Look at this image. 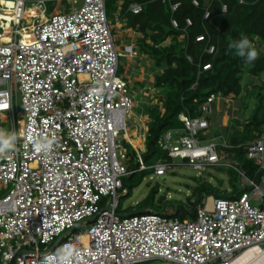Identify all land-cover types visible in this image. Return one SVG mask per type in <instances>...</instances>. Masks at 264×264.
I'll return each instance as SVG.
<instances>
[{
	"label": "built area",
	"instance_id": "1",
	"mask_svg": "<svg viewBox=\"0 0 264 264\" xmlns=\"http://www.w3.org/2000/svg\"><path fill=\"white\" fill-rule=\"evenodd\" d=\"M131 9L139 13L142 5ZM116 41L106 0H83L52 16L46 0H0V114L14 121L19 134L15 148L0 154L2 264H18L21 250H49L73 226L106 208L111 197L114 212L103 210L50 252L19 255V264H43L45 258L51 264H231L252 247L264 250V133L243 145L255 165L249 176L228 160L232 145L224 134L222 143L207 139L213 127L207 114L220 98L215 95L203 105V116L183 113L185 126L162 135L159 144L168 157L154 166L155 174L177 165L200 172L228 166L239 174L240 192L204 193L191 218L151 208L117 214L128 193L123 178L148 168L142 152L149 117L134 116L130 82L118 74L120 58L138 52L133 45L122 52ZM15 91L23 106L18 121ZM124 138L138 154L137 170L128 168ZM44 140L51 141L48 151L37 152L34 144ZM83 225L85 231L76 233Z\"/></svg>",
	"mask_w": 264,
	"mask_h": 264
},
{
	"label": "trees",
	"instance_id": "2",
	"mask_svg": "<svg viewBox=\"0 0 264 264\" xmlns=\"http://www.w3.org/2000/svg\"><path fill=\"white\" fill-rule=\"evenodd\" d=\"M178 2L181 4L174 10L172 6ZM134 3L142 5L139 13L131 9ZM106 7L109 18L119 13L126 20V27L142 34L139 53L153 62L152 88L158 91V101L149 102L145 108L144 114L149 121L146 150L142 152L144 162L160 153L161 159L168 157L159 140L167 131L185 126L181 114L193 118L203 116L202 107L212 95L233 96L241 99L242 110L249 108L250 100H254V106L246 120L235 118L232 126L222 133L232 145L231 154L254 176L255 165L246 157L243 145L264 133V0H244L243 3L240 0H106ZM208 11L209 17H205ZM242 34L258 51V58L251 64L245 63L229 48V44L240 39ZM200 36L204 39L198 40ZM212 47L214 51L210 52ZM207 65L210 68L204 69ZM256 80L260 83L255 84ZM131 150L130 161H136L128 164L127 160V165L129 170H137L131 168L138 165V154L132 146ZM147 169L130 174L129 180ZM144 178L145 175L135 184L125 180L123 190L128 191L127 195L132 194ZM214 192L227 196V193L216 191L212 184L205 185L194 193V199L189 198L190 203L181 204L173 214L182 219L194 217L204 193ZM152 200L155 197L151 193L138 206L141 210L150 208Z\"/></svg>",
	"mask_w": 264,
	"mask_h": 264
},
{
	"label": "rangeland",
	"instance_id": "3",
	"mask_svg": "<svg viewBox=\"0 0 264 264\" xmlns=\"http://www.w3.org/2000/svg\"><path fill=\"white\" fill-rule=\"evenodd\" d=\"M83 4V0H79L78 5L81 6ZM56 14V12H49L48 15L52 16ZM109 20L111 23H114L115 16H110ZM116 37V36H115ZM116 43L119 46V49L124 52V46H125V38L123 36L116 37ZM149 58H140L138 56L135 57H125L122 56L120 58V67L118 74L125 78V80H129L127 78V74L130 73L132 69L136 71V76L140 77V73L145 74V72H139L136 69L143 67L145 70L148 67L150 69V63ZM152 61V60H151ZM143 63V64H140ZM152 63V62H151ZM142 69V70H144ZM141 70V69H140ZM151 70V69H150ZM148 72V70L146 71ZM131 75V73H130ZM148 75H152L151 72L148 73ZM132 83L129 85V90L131 94L134 96V102L136 106L133 109V114L137 119L141 115L145 113L146 104L149 102H156L158 101V91L155 89H148L145 91H148L146 94H143L141 92V89L139 86L136 85L134 76L131 78ZM148 80H146L147 82ZM255 84L260 83L259 80L254 81ZM148 86V84H146ZM246 93V92H244ZM245 95V94H244ZM221 98V97H220ZM234 98V97H230ZM232 100V99H231ZM230 100V101H231ZM234 101L240 102V98H234ZM217 102V101H216ZM236 102V103H237ZM233 106L235 103H232ZM239 105V104H238ZM254 106V100L249 101V108H246L245 110L240 109L237 111H233L232 108H230L229 115L230 121L232 122L235 117H238L241 120H246V118L251 113ZM23 108L19 94L15 91L14 98H13V110L16 114V121L20 119V116L18 114V111ZM207 117L210 119L213 118V115L207 114ZM220 118V117H219ZM215 119V118H214ZM221 120V118H220ZM235 120V119H234ZM234 123V122H232ZM230 126L232 124L230 123ZM20 125H18L19 130ZM136 127L133 126V129ZM0 129L7 130V131H13L15 129V123L12 119L4 120L0 117ZM220 134L222 133V129L218 126H213L207 135H200L201 139L207 138L208 140L214 139L215 141L222 143V138L220 137ZM226 136V135H225ZM136 138V137H135ZM146 145V142H144ZM123 146L128 151V164L134 162L130 161L131 159V145L127 142L126 138L123 139ZM226 153L229 155L228 160L230 162L238 163V165L249 175L248 170L245 169L239 160L236 159L232 155L229 150H226ZM161 160V153L156 154L151 160L147 161L146 165L148 167L147 171L144 173H139L136 175L133 180H129V175L125 176L123 180H128L129 183L135 184L137 180H141L143 176L145 175L144 180H142V183L133 189L132 194H126L121 197L120 204L118 208V214L120 216H126L130 214L140 213L142 210L138 206V203L143 201L145 198L149 196V194L152 193V196L155 197V200H152L150 202V208L153 211H163L164 213L173 214L176 212V210L180 207L181 204L188 203V200L190 197L193 199L195 198L194 193L197 192V190L201 189L205 185H210L216 189V191L227 193L226 195L228 197H232L233 194L238 193L241 189V181L239 180V174L234 168L228 167V166H214L210 167L207 171L200 172L199 170H196L192 166L188 165H177L173 170H167L164 175H156L154 166L158 164ZM138 168V165H133L131 169ZM234 190V192H231ZM121 190L120 192H122ZM218 195L217 192L209 193ZM253 205H259L261 203L260 200H253ZM188 218H191L188 216ZM87 225H83L82 227L75 230V232L85 231ZM0 264L2 262L0 261ZM9 264H15V263H9ZM147 264V263H142Z\"/></svg>",
	"mask_w": 264,
	"mask_h": 264
},
{
	"label": "crops",
	"instance_id": "4",
	"mask_svg": "<svg viewBox=\"0 0 264 264\" xmlns=\"http://www.w3.org/2000/svg\"><path fill=\"white\" fill-rule=\"evenodd\" d=\"M29 1H38V0H29ZM78 3H79V0L77 1V3H75L74 0H46L47 14L49 12H56V13L69 12V11L73 10L74 8L78 7V6H76V5H78ZM115 20L116 21L114 23H112L114 35L116 37L117 36L118 37L123 36L125 38V41H126L125 46L133 45L135 47L136 51L138 52V55H137L138 57L149 58L147 55L139 53L138 43H139V39L141 38L142 34L138 31H136L134 28L126 27V20L121 18L119 13H117L115 15ZM118 48H119V46H118ZM149 60L150 61L148 62V64L150 63L149 66H150L151 70L148 69V67L146 68V70L143 67L136 69L139 72L140 71L145 72V74L140 73V75H139L140 77H138V76H136V74H135L136 71L134 69L130 70L131 75H130V73L127 74V78L129 79L130 83H132L130 78L132 76H134L135 83L137 86L140 87L141 92L143 94H146L148 92L145 90L153 89L152 88V83L154 81V76L152 73L153 62L151 61L150 58H149ZM140 64H143V63H140ZM142 69H144V70H142ZM147 70H148V72H146ZM149 72L152 73L151 76L148 75ZM146 80H148V81L146 82ZM146 84H148V86ZM157 96H158V94H157ZM230 97H233V96H230ZM230 97L219 98L217 100V102L215 101V103L213 104L212 111H211V115H213V118H212L213 126H218V128L220 127L222 130H225L227 127H229L230 123L233 124L232 122L234 121L235 118H237V117H235L232 122L230 121V117H231L229 115L230 108H232V110L235 112L236 110L237 111L239 110V107H237V106H240V109H241V105H242L241 99H240V102H237V101H234V98H230ZM232 103H235V105L233 106ZM0 117L4 120L8 119L3 114H0ZM219 117L221 118V120Z\"/></svg>",
	"mask_w": 264,
	"mask_h": 264
},
{
	"label": "clouds",
	"instance_id": "5",
	"mask_svg": "<svg viewBox=\"0 0 264 264\" xmlns=\"http://www.w3.org/2000/svg\"><path fill=\"white\" fill-rule=\"evenodd\" d=\"M229 48L234 49L235 55L243 59L245 63L251 64L258 58V51L246 35L242 34L240 39L233 40L229 44ZM18 138L19 134L17 132L0 129V154L13 150L16 146ZM50 144L51 141L48 140L38 141L34 144V147L37 152H47ZM68 247L70 246H65V248ZM63 251L64 249H62L61 253H58L57 255L62 254ZM4 259L9 260L11 259V256L5 253ZM43 264H51V262L45 258Z\"/></svg>",
	"mask_w": 264,
	"mask_h": 264
},
{
	"label": "bare ground",
	"instance_id": "6",
	"mask_svg": "<svg viewBox=\"0 0 264 264\" xmlns=\"http://www.w3.org/2000/svg\"><path fill=\"white\" fill-rule=\"evenodd\" d=\"M140 142L141 140L134 141L135 145H138ZM231 264H264V250L252 247L241 253Z\"/></svg>",
	"mask_w": 264,
	"mask_h": 264
},
{
	"label": "water",
	"instance_id": "7",
	"mask_svg": "<svg viewBox=\"0 0 264 264\" xmlns=\"http://www.w3.org/2000/svg\"><path fill=\"white\" fill-rule=\"evenodd\" d=\"M111 198H112V197H111ZM111 198H110V200H109V202H108L106 208L103 207L102 210H101L99 213H97L95 216L90 217V218H88V219H85V220L81 221L80 223L76 224L75 226H73L70 230H68L66 233H64L63 235H61V236L58 238V240L55 242V244L53 245V247H51L49 250H47V251H35V250H26V249H25V250H21V252L18 254V256H19V255L30 254V253H40V254H45V253H47V252H50L55 246H57V245L60 243V241L64 238V236H65L66 234L72 232L75 228L79 227L80 225H82L83 223H85V222H87V221H93V220L96 218V216L99 215L103 210H105V209H109V204H110ZM188 203H190V200H188ZM109 210H111V209H109ZM111 211H113V210H111ZM113 212H114V211H113ZM117 214H118V213H117ZM18 256H17L16 259H17L18 264H19Z\"/></svg>",
	"mask_w": 264,
	"mask_h": 264
}]
</instances>
